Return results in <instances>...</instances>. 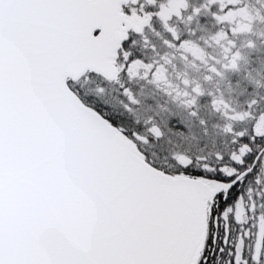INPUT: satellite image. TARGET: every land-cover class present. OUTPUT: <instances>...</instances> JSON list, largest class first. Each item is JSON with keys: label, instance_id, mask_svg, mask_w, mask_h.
<instances>
[{"label": "snow or ice", "instance_id": "obj_1", "mask_svg": "<svg viewBox=\"0 0 264 264\" xmlns=\"http://www.w3.org/2000/svg\"><path fill=\"white\" fill-rule=\"evenodd\" d=\"M0 264H264V0H0Z\"/></svg>", "mask_w": 264, "mask_h": 264}]
</instances>
